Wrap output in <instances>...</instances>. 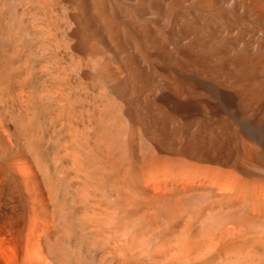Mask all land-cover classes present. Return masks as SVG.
<instances>
[{"label":"bare ground","instance_id":"1","mask_svg":"<svg viewBox=\"0 0 264 264\" xmlns=\"http://www.w3.org/2000/svg\"><path fill=\"white\" fill-rule=\"evenodd\" d=\"M0 264H264V0H0Z\"/></svg>","mask_w":264,"mask_h":264}]
</instances>
